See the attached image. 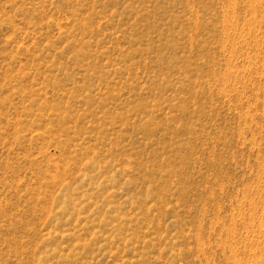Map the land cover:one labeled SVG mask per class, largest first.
Here are the masks:
<instances>
[{"label":"rangeland","instance_id":"374dc122","mask_svg":"<svg viewBox=\"0 0 264 264\" xmlns=\"http://www.w3.org/2000/svg\"><path fill=\"white\" fill-rule=\"evenodd\" d=\"M0 264H264V0H0Z\"/></svg>","mask_w":264,"mask_h":264},{"label":"bare ground","instance_id":"6f19581e","mask_svg":"<svg viewBox=\"0 0 264 264\" xmlns=\"http://www.w3.org/2000/svg\"><path fill=\"white\" fill-rule=\"evenodd\" d=\"M226 46V45H225ZM228 253V252H227ZM224 255V254H223ZM226 255V254H225ZM227 257V256H226ZM227 259V258H226ZM230 261V260H229ZM234 262H236V261H234Z\"/></svg>","mask_w":264,"mask_h":264}]
</instances>
